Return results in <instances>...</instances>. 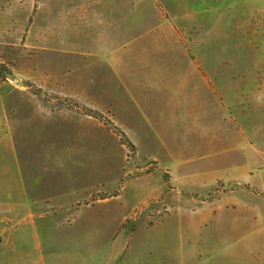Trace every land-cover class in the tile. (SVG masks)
I'll return each instance as SVG.
<instances>
[{"label": "rangeland", "instance_id": "rangeland-1", "mask_svg": "<svg viewBox=\"0 0 264 264\" xmlns=\"http://www.w3.org/2000/svg\"><path fill=\"white\" fill-rule=\"evenodd\" d=\"M119 51L131 76L194 60L217 96L202 129L242 136L251 181L195 189L164 168ZM263 189L264 0H0V264H264Z\"/></svg>", "mask_w": 264, "mask_h": 264}, {"label": "crops", "instance_id": "crops-1", "mask_svg": "<svg viewBox=\"0 0 264 264\" xmlns=\"http://www.w3.org/2000/svg\"><path fill=\"white\" fill-rule=\"evenodd\" d=\"M125 51L113 52L110 62L122 81L126 100L135 109L153 141L161 147V155H151L157 158L164 168L174 170L184 185L195 189L213 186L218 180L237 184L249 183L254 177V172L246 167L247 158L239 147L236 151L231 149L233 141L243 142L242 136L231 137L229 134L227 137L224 131L216 134L202 129L205 122L200 120V99L210 102L209 93L213 96H216V93L206 75L200 71L199 65H196L197 72H194L188 69V66L185 67L187 60H194L183 54H176L172 59H180L178 61L182 62L183 72L168 71L165 76L161 70L149 72L143 66L141 71H134V76H131L134 61ZM141 60L144 61V58ZM184 76L186 83L183 81ZM211 99L214 102L215 99ZM206 107L210 109V105ZM217 113L221 117L225 111L217 108L213 114L217 116ZM260 197L264 201V197ZM229 198L228 196L219 203L220 209L217 204H213L209 207L202 206L196 213L203 217H215L242 203L239 197ZM247 206L249 209V205ZM262 214L256 211L254 216L262 218Z\"/></svg>", "mask_w": 264, "mask_h": 264}, {"label": "water", "instance_id": "water-1", "mask_svg": "<svg viewBox=\"0 0 264 264\" xmlns=\"http://www.w3.org/2000/svg\"><path fill=\"white\" fill-rule=\"evenodd\" d=\"M16 81H18V79H15Z\"/></svg>", "mask_w": 264, "mask_h": 264}]
</instances>
